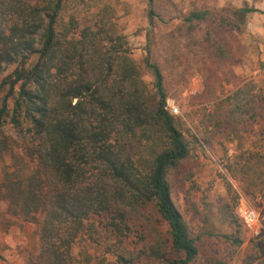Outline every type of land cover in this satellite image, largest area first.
Returning a JSON list of instances; mask_svg holds the SVG:
<instances>
[{"label": "trees", "instance_id": "1", "mask_svg": "<svg viewBox=\"0 0 264 264\" xmlns=\"http://www.w3.org/2000/svg\"><path fill=\"white\" fill-rule=\"evenodd\" d=\"M116 1L0 0V230L13 219L35 226L38 253L28 264H78L81 246L97 237L113 239L122 251L118 262L129 263L131 251L121 244L135 215L165 224L147 253L164 264H193L197 240L243 244L234 205L211 204L196 237L176 208L169 172L189 158L195 141L164 109L158 66L144 59L154 79L150 91L125 36L113 30ZM146 3L152 21L154 0ZM255 12L228 5L213 17L195 5L182 21L189 31L205 24L212 59L233 63L228 41L216 35L241 36ZM226 102L233 123H258L264 80L247 81ZM259 144L263 151L253 157L264 166V133Z\"/></svg>", "mask_w": 264, "mask_h": 264}, {"label": "rangeland", "instance_id": "2", "mask_svg": "<svg viewBox=\"0 0 264 264\" xmlns=\"http://www.w3.org/2000/svg\"><path fill=\"white\" fill-rule=\"evenodd\" d=\"M241 1L248 7L258 2L154 0L157 17L152 21L147 18L146 0L113 2L116 12L111 19L113 30L125 36L131 56L141 69L142 80L154 91L153 76L144 64L147 57L162 73L165 101L178 106L179 112L173 116L181 118L185 136L195 141L189 158L169 172L171 197L176 208L194 237L199 233L201 215L208 214L211 204L234 205L239 219L242 245L228 247L215 238L197 240L199 252L193 264H245L246 256L251 255L257 256L250 264H264V166L253 157L263 151L259 137L264 133V119L237 125L227 117L226 102V98L247 81L264 80V2L260 13L248 16L241 36L224 31L217 33V38L228 41L231 46L233 63L212 59L210 46L203 39L205 24L189 31L182 21L195 5L218 17L222 8ZM80 13L82 24L87 12ZM14 67L7 66L3 76ZM5 133L15 137L9 129ZM5 164H9L8 158ZM240 205L255 213L254 227L249 228L244 223ZM130 224L132 232L121 244L131 251L126 256L130 262L126 264H164L150 260L147 253L158 231L166 230L165 224H156L139 215H135ZM96 239L81 246L78 264H123L118 262L117 254L122 251L113 239ZM253 246L262 251L252 253ZM36 253L38 238L33 224L13 219L7 231L0 230V264H28L30 256Z\"/></svg>", "mask_w": 264, "mask_h": 264}, {"label": "built area", "instance_id": "3", "mask_svg": "<svg viewBox=\"0 0 264 264\" xmlns=\"http://www.w3.org/2000/svg\"><path fill=\"white\" fill-rule=\"evenodd\" d=\"M164 109L168 113H170L171 115H176L179 112L178 106L175 105L173 102L170 103V101L165 102ZM239 211L241 213L240 216L242 217L246 226L249 228L254 227L256 224V221H257L255 213L253 211L243 207V205H240Z\"/></svg>", "mask_w": 264, "mask_h": 264}, {"label": "crops", "instance_id": "4", "mask_svg": "<svg viewBox=\"0 0 264 264\" xmlns=\"http://www.w3.org/2000/svg\"><path fill=\"white\" fill-rule=\"evenodd\" d=\"M246 2H248V1L246 0ZM263 2H264V0H262V1H261V0H258L257 4L255 3L253 7H254L255 9L261 11V8H262L261 6L264 5ZM242 3H243V5H244L245 1H243V2L241 1L240 4H236V5H234V6H235V7H241V6H243ZM262 3H263V5H262ZM249 7H252V4H249ZM256 13H258V12H255L254 14H256ZM259 13H260V12H259Z\"/></svg>", "mask_w": 264, "mask_h": 264}]
</instances>
